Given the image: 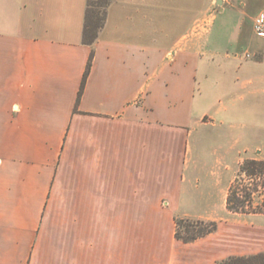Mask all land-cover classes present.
<instances>
[{
  "label": "crops",
  "instance_id": "1",
  "mask_svg": "<svg viewBox=\"0 0 264 264\" xmlns=\"http://www.w3.org/2000/svg\"><path fill=\"white\" fill-rule=\"evenodd\" d=\"M213 1L113 0L87 45V0H0V264H213L264 251V211L227 208L242 162L264 160L237 103L264 92V43L248 34L264 0H221L211 16ZM229 9L240 17L228 35L217 15ZM242 49L255 60L236 64ZM229 68L253 88L211 107L207 91L240 87L218 81ZM174 216L217 229L184 243Z\"/></svg>",
  "mask_w": 264,
  "mask_h": 264
},
{
  "label": "trees",
  "instance_id": "2",
  "mask_svg": "<svg viewBox=\"0 0 264 264\" xmlns=\"http://www.w3.org/2000/svg\"><path fill=\"white\" fill-rule=\"evenodd\" d=\"M112 1L113 0H87L82 30V43L92 45L97 39L99 31L103 27L106 19L107 7ZM92 56L93 52L90 53L77 100L82 93L86 77L90 71ZM242 174L247 176V178L261 177V175H264V160H244L240 165L238 175ZM234 182L235 180L233 181L227 196V208L233 212H245L243 209L250 200L252 191L257 189L258 183H253L252 189L249 188L247 184H241L238 181L236 183ZM262 206H264V203H262ZM174 223L175 238L184 243L193 242L217 229L216 221L202 219L175 216ZM213 264H264V251L254 254L227 256L226 258L215 261Z\"/></svg>",
  "mask_w": 264,
  "mask_h": 264
},
{
  "label": "rangeland",
  "instance_id": "3",
  "mask_svg": "<svg viewBox=\"0 0 264 264\" xmlns=\"http://www.w3.org/2000/svg\"><path fill=\"white\" fill-rule=\"evenodd\" d=\"M213 6H211L210 14L211 16L216 13V9L221 10V4H217L216 0L213 1ZM261 9L264 10V5L261 4ZM239 11L237 9H229L227 12H223L221 14L217 15V19H227L228 27H226V30L229 32L233 28L232 22L234 20H237L239 18ZM248 34L252 38L253 42H256L257 44H263L264 39L260 36H258L256 33L253 32L252 28L250 29V26L248 25ZM253 51V49H250ZM249 51V52H252ZM241 58H236L234 61L235 63H244L247 61H254L255 57H246L245 50H239L238 51ZM222 60V59H221ZM229 73L227 74H218L217 77L220 78L218 81L221 80V82L229 83L232 82L235 78L237 79V83L240 84V87H237L235 95H232L230 97H226L225 94H222L221 92L218 93L217 91H207V99L209 100V103L212 104L211 107H217L218 106V100H221L224 104L229 102L231 99L238 101V96H243L250 88H253V86L246 85L244 86L242 83L246 79V75L243 72L234 71V68H229ZM259 75V74H258ZM260 81V82H259ZM259 82V86H262L260 88H264V75L262 80L255 81L254 83ZM261 83V84H260ZM258 86V85H257ZM255 103L249 101L248 97H241L240 101L237 103L238 106L241 107L242 111L239 114L241 116V119L239 120L242 125V131L243 133L249 134V138L247 143L250 144V146L254 147L256 150H260L261 153H263L264 156V92L259 91L257 95V99L254 100ZM212 110V108H211ZM243 141H246V139ZM252 147V148H253ZM239 173V172H238ZM236 175L235 182H240L241 184H247L249 188L253 189V183H258L257 189L252 191L251 198L247 202L245 208L243 211L252 213L254 211H264V206H262V203H264V175H261V177H253V178H247L244 174L242 175ZM175 217V216H174ZM248 234V233H247Z\"/></svg>",
  "mask_w": 264,
  "mask_h": 264
},
{
  "label": "built area",
  "instance_id": "4",
  "mask_svg": "<svg viewBox=\"0 0 264 264\" xmlns=\"http://www.w3.org/2000/svg\"><path fill=\"white\" fill-rule=\"evenodd\" d=\"M253 29L258 36L264 38V10L259 11L255 15Z\"/></svg>",
  "mask_w": 264,
  "mask_h": 264
},
{
  "label": "water",
  "instance_id": "5",
  "mask_svg": "<svg viewBox=\"0 0 264 264\" xmlns=\"http://www.w3.org/2000/svg\"><path fill=\"white\" fill-rule=\"evenodd\" d=\"M216 3L217 4H221V0H216Z\"/></svg>",
  "mask_w": 264,
  "mask_h": 264
}]
</instances>
